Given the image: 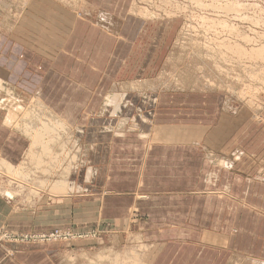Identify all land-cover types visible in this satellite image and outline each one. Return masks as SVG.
Wrapping results in <instances>:
<instances>
[{"label":"crops","instance_id":"crops-1","mask_svg":"<svg viewBox=\"0 0 264 264\" xmlns=\"http://www.w3.org/2000/svg\"><path fill=\"white\" fill-rule=\"evenodd\" d=\"M86 1L82 14L57 0H39L13 28L0 29V99L38 97L82 146L84 166L72 177L87 194L51 204L59 216L63 207L80 206L82 217L10 218L2 207L11 199L2 194L0 227L96 230L97 238L1 240L0 264H90L95 256L94 264H111L102 262L108 257L136 264L122 251L135 240L147 246L141 264H264V179L257 176L264 174V132L248 125V116L224 117L218 93L125 90L124 84L160 76L172 38L163 23L132 15L130 0ZM143 92L158 101L145 102ZM108 94L119 96L118 112L105 108ZM7 111L0 108V159L18 164L29 141L5 123ZM235 119L241 130H233ZM202 124L210 131L201 141L165 128ZM211 147L233 160L224 167L229 171L209 164ZM86 167L94 169L90 179L81 176Z\"/></svg>","mask_w":264,"mask_h":264},{"label":"rangeland","instance_id":"rangeland-1","mask_svg":"<svg viewBox=\"0 0 264 264\" xmlns=\"http://www.w3.org/2000/svg\"><path fill=\"white\" fill-rule=\"evenodd\" d=\"M1 1L5 2L7 0H1ZM133 1L134 0H130V2H131L130 7L132 6V2ZM142 1H143V3H142ZM157 1L158 2H155L154 4H151L150 1L148 2V0H136V2L139 5H141V6L149 7V4H150V6L152 5L153 11H157L154 16L157 15V16H160L162 18H165V17H167L165 9L168 10L169 8L171 9L174 6L179 8V10H177V9L176 10L179 11V15L182 16V17H180L181 18L180 20H178V21L175 20L176 22L174 23V25L176 26L175 29L176 30L178 29V31H176V33L177 32L181 33V31H182V35L180 34V38L182 39V42L181 41L178 42V39H177L178 37H177L176 33H174V35L171 36L172 39L170 41V45H169V49H168V55H169V57L171 56L170 58H172V59L170 61L172 63H170V62L166 63V65H165V67L163 69L162 75L159 76L158 78H156L157 80L159 79L157 81V83H161L162 80L166 81V80H168V78L171 79L169 81H171L173 83L175 81L174 79L177 77V75H178L177 79L179 80L180 76H188V74H189V76H188L189 80L186 81V85L185 86H181L180 88L185 89V91L195 92L194 89L197 88L196 86L198 84V79H199L200 76H202V74L206 73V75H209V73H211L210 77H213L216 74L218 75V74L222 73L221 75H223L224 73L227 72V67L228 66H226V65L228 63L221 59V55L220 54H218L219 56L215 57V54L218 53V52L213 50V52L210 55H207L205 52H206L207 49L212 50L211 48L208 47V45L209 46H213L215 44V42L212 41V40H214L216 37H221V36L228 38V36L226 34H230V33H228L227 29L225 30V27H223L222 24H217V26H215V27L214 26L213 27H209L210 30L206 29L203 24L199 23L200 21L197 19V17H195L198 14L205 15V13H207L214 19H220L221 18V20H223V19L226 18L225 20H227L229 25L235 24L234 25V29L235 30L233 31V33L235 35L234 37H237L236 39H238V40H240L241 37L236 36V35H241L242 37L249 38V40H251L250 44L247 45V48H249V49L252 48V46L257 44L256 41L259 42V41H262V39L264 41V0H229L231 2H235L236 3L235 8H237V9L239 8L238 10L241 11L242 13L245 12L244 15L246 14L245 16L249 17V19L248 18H245V19L241 18L240 17V12L239 13L236 12L237 11L236 9L231 10L230 13H226L225 12L226 10L223 9V8L222 9L221 8H215V11H216L215 12L214 9H211L212 6L209 8V4L213 3V0H201L200 2H202L203 3L202 5L205 6V7L199 6V0H194V1H192V0H170V2H169L167 7L163 3L162 0H157ZM215 1L216 2H214V4L216 6L218 5V7H221V6H223L226 3L227 0H215ZM34 2L40 3L39 0H35ZM55 3L60 5V3H58V2H55ZM178 3L182 6L181 8L179 6H177ZM158 4H160V5H158ZM43 5L45 6L46 4L43 3ZM62 6H64V5H62ZM0 8L3 10L4 7H2L0 5ZM15 10H16V8H15ZM220 11H221V13H220ZM16 21L17 20H15L14 22H11V23L5 21L4 24L5 23L6 24L7 23L8 24H13ZM257 21L259 23H257ZM155 23H152V25L156 26ZM6 24H5L6 27H4V28H11L14 25V24L12 26L8 25V27H7ZM17 28H15V26H14V29H17ZM218 33L220 35H218ZM150 38H151V36H150ZM206 40L208 42H206ZM233 40H235V39H233ZM202 41H203V43H202ZM189 45H190L191 48L189 47ZM203 53H204V55H203ZM203 63H205V64L206 63H210V66H209V64H207V66H205L204 73L202 72L201 69H199L201 66H204V65H201ZM223 65H224V67H223ZM260 66H262L264 68V60L261 59V58H260ZM209 67H211V68L208 69ZM251 73L250 74L247 73V77L249 78V80L252 79L251 78ZM261 73H264V72L262 71ZM261 78L264 80V76L261 75ZM177 82L178 81H175V83H177ZM4 83H5V73H4L3 70L0 69V87H2V85ZM156 85L159 86V84H156ZM170 86H172V89H174L176 91H180V90H177V89H180V88L176 89L175 85L174 86L170 85ZM254 86H258L259 88H261V89H259V91L261 92L263 90V92L259 93V96L256 97V99L253 100L256 104H252V105L254 106V108L255 107L256 108H262L264 106V86L262 84H260V83H256L255 85H250V88H251V90L253 92H255ZM202 89H204V88H202ZM0 90H1V88H0ZM6 90H9V89H6ZM11 92H13L15 94V89L14 90L11 89ZM196 92L218 93V95H219L218 108L223 110V116L224 117H226V116L230 117L229 114L231 113V111L226 109L227 108L226 106L228 105V100H229V103H232L233 109H237L238 105L241 106L242 104H244V103L240 102L241 98L238 96V94L232 95L231 99H229L228 98V96H230L229 93L227 95L226 92H222V91H219V90H213L211 92L200 90V91H196ZM8 95H11V94H8ZM261 95H263V96H261ZM26 97H28V96L26 95ZM116 97H119V96H117V94H108L107 98L104 101L105 108L106 107H113L116 110V112H118L120 107L118 108L116 105H114L115 102H116V100H115ZM36 98H38V97H36ZM141 98L144 99V101L149 103V104H152V105L155 104L154 103L155 101H152L150 95H148V96L147 95H142ZM226 98H228V99H226ZM35 99H33L32 101L31 100L28 101L29 97L28 98H24V97L19 98V97H16V96L15 97L9 96V98L6 99V101H7V104H10L11 103L10 101L16 102V101H19V100H23L27 104L30 105V104H32L34 102ZM122 102H123V100H120V103H122ZM118 103H119V101H118ZM110 104H112V105L109 106ZM120 106H121V104H120ZM6 108H8V107H6ZM7 114H8V111H7ZM224 117H223V119H224ZM242 120H244V119H242ZM245 121L248 122V125H253L254 127H256V130L260 129V133L264 132V121H260L261 123L258 124L259 122L257 123L256 120H254L252 117L246 118ZM233 122L235 124V126H234L235 128L233 130L240 129L238 120L235 119ZM123 123H125V122H123ZM121 124L120 123L118 124V126L116 128L117 132H122L123 131L122 128H123L124 125L121 127ZM134 128L137 129L138 127L136 126ZM165 128H167V130L169 131L168 132L169 134L173 133V132H175V134H177V135H179L181 133H185V135H187L188 138L191 137L193 140L200 139L199 141H201L203 139V137L210 131V127L206 126V125H203V124L202 125H195V126H193V125H190V126L189 125H185V126L170 125L168 127L166 126ZM239 132H241V131H239ZM71 135L72 134H70L69 137H66L65 140H67V141L69 140L70 141L72 138H74L77 141V144L76 145H72L71 141H70V144H69L70 147L71 148L73 147L75 149L74 151H81V149H82L81 147L82 146L80 145V143L77 140V136L75 134V131H74V135H72V137H71ZM28 141H29V145H30V140L28 139ZM55 147H56V149H58L59 148V144L56 145ZM220 153L221 152L216 150L214 147L209 148V150L207 151V155H208L207 157H208V160H209V164H212L214 166V168L217 170V172L218 171L221 172L222 170L229 171V170H227L225 168L221 169V166L219 164L220 163L219 160H220L221 157H224L225 155L224 154L222 155ZM25 155H26V153H25ZM219 155H221V157H218ZM23 160H24V158L21 160V162ZM50 160H52V159L49 158L45 162V164H43V166H46V165L48 166V161H50ZM62 160L63 159H61V161ZM26 162L30 166L35 167V168L32 169V174H30V176H28L27 178H23L22 176H17V175H13L11 173H8V172L4 171L0 167V195L3 194L6 197L7 194H4V193H7V189H10V191L12 190V192L14 191V195L17 194V196L15 195L14 199L9 198V199H11V204L8 207H5V206L2 207V209L9 214V217L10 218H81L82 217V212H81L82 207H80V206L78 207L77 205H76V207L72 206V208L71 207H66V208L63 207V208H61V212L62 213L59 216L56 213V210H55L56 207L51 205L52 201L54 199H56V198H64V197L69 198V195H67L66 193H62V194L59 193V196H58L57 193L52 191L53 184L48 182L49 180L47 181L46 184H42L41 182H38V180H40V177H44V178L48 179L49 178L48 176L51 175L52 172H56L60 168L51 167L52 169H49L50 170V172H49V171L45 170L47 168H43V169L41 167L40 168H36V166L34 165V161L30 162L29 160H27ZM59 163H60V160L58 159L56 161V165L59 164ZM79 164H81V162H79ZM83 166L84 165H79V167H78L79 169H77L74 174H76V172L79 171L80 168L83 167ZM88 168L89 167H86L85 171H81V176L82 177H83V175L86 174V171L88 170ZM90 168L93 170V173H94V169L92 167H90ZM57 174H59V173H56L55 175H53L52 179H50V178L49 179L50 180H54V179L56 180V178L59 177V175H57ZM10 176H12V177H10ZM257 176H258V178L264 179V176L261 175V174H258ZM32 177H34V179ZM90 178L91 177H88V179H90ZM73 183L76 186H81L80 184H78V185L75 184L76 182H74V180H73ZM6 184H8V185H6ZM3 189L4 190L6 189V190L4 191ZM25 191H26V193H25ZM23 193H24V195H23ZM35 193H37V194H35ZM21 194H22V196H21ZM82 194H87V191L85 189H82V188L75 189V191L73 193H70L71 196L77 197V198H80L79 196H81ZM26 196L27 197L29 196L30 199L27 198ZM93 212H94L93 214L96 215V213H97L96 210L93 211ZM85 217H87V216H85ZM63 229H70L73 232H79V233L80 232L90 233V235H88V237H86V239L97 238L96 237L97 236V231L96 230L83 231V230L73 229V228H63ZM43 231H49V230H27V231L19 232V233H28V232H38V233H40V232H43ZM127 244H128V246H127ZM146 248H147L146 244L141 243L138 240H135L134 242H131V243L126 242V244L122 248L123 249L122 251H124L125 254H127V256H129V254L131 253L132 254V259L131 260H134L133 258L136 259V257H138L139 261L136 260V264H141V256H142V254L144 256ZM99 259L102 260L103 257H101ZM128 260L130 261V259L127 258V260L122 262V263L123 264H127ZM94 261L97 262V257L96 256H95V258H93V257L90 258V264H94ZM105 261H106V263L109 262V261H113L111 264H120V262L118 261V257H114V259L108 257L107 259L102 260V262H105Z\"/></svg>","mask_w":264,"mask_h":264},{"label":"bare ground","instance_id":"bare-ground-1","mask_svg":"<svg viewBox=\"0 0 264 264\" xmlns=\"http://www.w3.org/2000/svg\"><path fill=\"white\" fill-rule=\"evenodd\" d=\"M34 1L35 0H7L5 2H2L0 0V5L2 7H4L3 10L0 8V16L3 14V19L1 20V18H0V20L3 22L2 23L0 21V29L4 30L3 28L6 27L4 25L5 21L10 22L11 18L18 20L21 17L22 12H24V10H26V8L30 7V5H32ZM149 1L151 4L158 2L157 0H148V2ZM162 1L166 5V7L168 6V4L170 2V0H162ZM192 1H194V0H192ZM200 1L201 0H199V6L205 7L202 5L203 3ZM57 2L64 5V7H70L72 10H74L76 12H80L82 14L88 13L84 9L85 5L87 4L86 0H57ZM214 2H216V1L213 0V3L209 4V8L212 6L211 9H214V11H215V8H221V9L223 8L226 10L225 11L226 13H230L231 10L236 9L237 10L236 12H238V13L240 12L241 18H243V19L248 18L249 19V17L245 16L246 14L244 15L245 12L242 13L241 11L238 10L239 8L238 9L235 8V6H236L235 2H231V1L227 0L226 3L221 7H218V5L216 6L214 4ZM142 3H143V1H142ZM158 5H160V4H158ZM177 6H179L180 8L182 7L179 3ZM14 7L16 8V10ZM35 7H36V5H35ZM169 9L168 10L165 9V12L167 14L166 15L167 17H165V18H162V17L157 16V15L154 16L157 11H153L152 5L150 6V4H149V7L141 6L136 2V0H134L132 2V7H131L130 12L132 15L141 18L145 22L147 21V23L149 25L156 22L155 24H156V26H158L159 24L163 23L164 24L163 26H164L165 31H166L165 32L166 36H168V38H169L170 36L174 35V33H176V31H178V29L177 30L175 29L176 26L174 25V23L176 21L180 20L181 19L180 17H182L181 15H179V11H177V10H179V8L174 6L170 10ZM30 10L33 11L32 8H30ZM220 13H221V11H220ZM99 14H101L102 17L103 16L107 17V14H105V13L100 12ZM101 16H99V17H101ZM195 17H197V19L200 21L199 23L203 24L206 29H209V27H213V26L215 27V26H217V24H222L223 27H225V30L227 29L228 33H230V34H226L228 36V38L223 37V36L216 37L214 40H212L215 42V44L213 43L214 44L213 46L208 45V47L211 48L212 50L207 49L205 52L207 55H210L213 52V50L218 52L215 54V57L219 56L218 54H220L221 59L228 63V64L226 63L227 64L226 66H228L227 72L224 73L223 75H221L222 73L218 74V75L216 74L213 77H210L211 73H209V75H206V73H205V74H202V76H200L201 75L200 74L199 75L200 77L198 79V84L196 86L197 88L194 89V91L196 92V91L202 90V91L211 92L213 90H219L222 92H226L227 95L229 93L230 94V96H228L229 99H231L232 95L238 94V96L241 98V101L240 100L239 101L244 103V104H242L241 106L238 105L237 109H233L232 103H229V100H228V105L226 106L227 107L226 109L231 111L230 114L234 115V117H238L239 115H243V117H245V116L246 117L247 116L252 117L254 120H256V122L264 121V106L262 108H256V107L254 108V106L252 105V104H256L253 100L256 99V97L259 96V93L263 92V90L260 92L259 89H261V88H259L258 86H254L255 92H253L250 88V85H255L256 83H260L264 86V80L261 78V75L264 76V73H261L262 71L264 72V68L262 66H260V58L264 60V41H263V39H262V41H259V42L256 41L257 44L252 46V48L249 49V48H247V45L250 44L251 40H249V38H247V37H242L241 35H236V36L241 37L240 40L236 39L237 37H234L235 35L233 33V31L235 30L234 29L235 24L229 25L227 20H225L226 18L223 20H221V18L220 19H214L207 13H205V15L198 14ZM111 23H114V22H111ZM257 23H259V22L257 21ZM118 24H120V22H118ZM6 25L12 26L11 24H8V23ZM11 28H13V27H11ZM180 34L182 35V31H181V33L180 32L176 33V35L178 37L177 38L178 42L179 41L182 42V39L180 38ZM218 35H220V34L218 33ZM232 38L235 40H233ZM168 40H170V39H168ZM206 42H208V41L206 40ZM202 43H203V41H202ZM189 47H190V45H189ZM203 55H204V53H203ZM170 57H168V60L167 59L166 60H167V62L172 63L170 61L172 58H170ZM210 63L201 64L204 66L200 65L201 67L199 66L200 67L199 69H201L202 72L204 73L205 66H207V64H209V66H210ZM224 65H223V67H224ZM210 68L211 67H209L208 69H210ZM162 72H161L160 76L162 75ZM247 73H249V74L251 73V78H252L251 80H249V78L247 77ZM188 76H189V74H188ZM188 76H180V78L178 80L177 79L178 75H177V77L174 79L175 81H178L177 83H175V81L172 83L171 81H169V80H171L169 78L166 81H164V80H162V82L160 81L161 83H157V81L159 79L157 80L155 78L154 79L148 78L146 80H137V81L130 82L128 84H124L123 87H125V90L129 88V89H131L133 91H137V92L145 91L147 89L150 90L153 87L158 88V89L159 88L160 89L165 88V87L172 88V86H170V85H173V86L175 85L176 86L175 88L177 89V88H180L181 86L186 85V81L189 80ZM156 84H159V86ZM202 88H204V89H202ZM177 90L185 91V89H182V88L177 89ZM142 94L147 95V96L150 95L152 101H155L154 103H156L158 101L157 100L158 97L155 94H149V93L147 94L144 92ZM261 96H263V95H261ZM228 98H226V99H228ZM116 100H117V98H116ZM10 102H11L10 104H7L6 100L2 101L0 99V108L3 107V109H4V108L8 107V114L6 116L5 123L10 125L11 127H13L15 132L18 131V132H21L20 134H24V136L30 140V145L27 149L26 155H25L24 160L22 162L15 164V163L9 162L5 159H0V167L8 173H11V174L17 175V176H22L23 178H27L28 176H30V174H32V169L35 167L30 166L26 161L27 160H29L30 162L34 161V165L36 166V168H40V167L42 169L47 168L45 170L49 171V172H50L49 169H52L51 167L60 168L59 170H57L56 172H52L51 175L48 176L50 179H52L53 175H55L56 173H59V174H57V175H59V177H57L56 180L54 179L55 181L50 180L49 178L48 179L44 178V177H40V180H38V182H41L42 184H46L47 181L49 180L48 182L53 184L52 191L57 193L58 196H59V193L60 194H62V193L70 194V193H73L75 191V189L82 188L81 186H76L73 183V177L75 176L74 173L77 169H79L78 168L79 165H81V164H79V162H82L81 161V158H82L81 153H83V152H82V150L81 151H74L75 149L73 147L72 148L70 147V145H69L70 141H71L72 145L77 144V141L74 138H72L70 141L65 140V138L69 137L70 134L74 135V130H72L70 125L65 120H63L62 118L57 116L53 111H51L44 104V102L39 98H36L34 100V102L30 105L27 104L23 100H19L16 102L10 101ZM72 135H71V137H72ZM58 144H59V148L56 149L55 146ZM49 158L52 160L48 161V166L47 165L43 166V164H45V162ZM58 159L60 160V163L56 165V161ZM61 159H63V160L61 161ZM231 160L232 159H230V158H224V157L222 159H220L219 164H220L221 168L228 167L230 165ZM92 175H93V170L89 167L84 176H85V178L88 179V177H91ZM262 175L264 176V174H262ZM10 177H12V176H10ZM32 178L34 179V177H32ZM6 185H8V184H6ZM25 193H26V191H25ZM4 194H7V197L12 198V199H14L15 195L17 196V194L14 195V191L12 192V190L10 191V189H7V193H4ZM35 194H37V193H35ZM23 195H24V193H23ZM21 196H22V194H21ZM27 198H29V196ZM136 260L139 261V258L136 257Z\"/></svg>","mask_w":264,"mask_h":264},{"label":"built area","instance_id":"built-area-1","mask_svg":"<svg viewBox=\"0 0 264 264\" xmlns=\"http://www.w3.org/2000/svg\"><path fill=\"white\" fill-rule=\"evenodd\" d=\"M90 233L85 232H73L70 229L55 228L49 231L43 232H28V233H15L5 231L0 227V241L1 240H18L20 242H37V243H49V242H66L76 238H86Z\"/></svg>","mask_w":264,"mask_h":264}]
</instances>
